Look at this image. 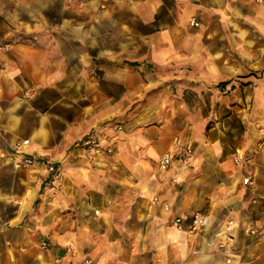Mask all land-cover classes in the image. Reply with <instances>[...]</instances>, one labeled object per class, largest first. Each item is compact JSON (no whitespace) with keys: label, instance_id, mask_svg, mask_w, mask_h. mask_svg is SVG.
<instances>
[{"label":"crops","instance_id":"0c3cea01","mask_svg":"<svg viewBox=\"0 0 264 264\" xmlns=\"http://www.w3.org/2000/svg\"><path fill=\"white\" fill-rule=\"evenodd\" d=\"M228 218L264 264V0H0V264H225Z\"/></svg>","mask_w":264,"mask_h":264},{"label":"built area","instance_id":"2783aa9c","mask_svg":"<svg viewBox=\"0 0 264 264\" xmlns=\"http://www.w3.org/2000/svg\"><path fill=\"white\" fill-rule=\"evenodd\" d=\"M192 24L196 25L198 24L197 21L192 20ZM25 97H32L33 92L32 91H24L23 94ZM178 141V138H176V142ZM29 139L26 138L22 140L21 142H17L14 146V151L18 154L23 152V145L28 144ZM84 143L89 147L95 149L96 152H99L102 148L100 145V142L98 140H95V138L88 137L84 140ZM179 155L180 159H183L185 156H191L192 150L189 144L183 145L179 147ZM233 161L240 165L244 161L248 160V157L243 154V152L240 149H236L232 155ZM174 161V154L171 151L164 152L158 159V165L161 169H168ZM24 162L26 164H30L33 162V159L30 156H24ZM48 169L50 171H57L55 168V164L53 162H48ZM58 172V171H57ZM57 172L55 173L57 175ZM242 182L244 184H248L251 182L250 177L246 176L243 178ZM158 198L154 197L152 199L153 202H157ZM96 213H98V210H95ZM208 218L207 215L204 212L196 211L191 216V221L187 227V231L190 233L196 235L199 234L202 231L203 226L207 223ZM173 224L178 229H184V223L182 216H175L173 218ZM237 226V221L234 218H228L225 222V224L218 228L215 231V239H206L205 246L207 248V252L210 254H219L224 257L225 264H237L235 260V254L240 251V247L236 244V239L234 235V228ZM244 231L246 233H254L256 235L264 233V224L261 226L257 225H247L244 228ZM87 263L89 262L86 260ZM149 264H153V262H150Z\"/></svg>","mask_w":264,"mask_h":264},{"label":"rangeland","instance_id":"374dc122","mask_svg":"<svg viewBox=\"0 0 264 264\" xmlns=\"http://www.w3.org/2000/svg\"><path fill=\"white\" fill-rule=\"evenodd\" d=\"M59 8V6L57 5H52V7L50 9L46 8L45 5H38L37 7V13H36V16H40V17H43V16H56V12H59V10L57 11V9ZM45 9H48L45 11ZM123 129L122 125L121 126H118L117 127V130H121ZM95 140H98L95 138ZM99 141V140H98ZM85 147H88L85 143H83ZM89 148V147H88ZM24 150V149H23ZM102 150V149H101ZM101 150L99 152H96L95 149L93 148H89L88 149V153H87V157L91 160H93L94 158V155L98 154L101 152ZM106 151H109L108 148H106ZM13 152L16 154V155H20L21 156V160H22V165L23 166H30V165H33L34 163H36V158L34 157H31L33 159V162L30 163V164H26L24 162V151L20 154L16 153L14 150ZM44 161L46 162L47 164V168H48V162H53V164H55V162L53 160H50L49 158H44ZM55 168L57 169V171H51L52 174L50 176V179L46 181V184H45V181H43V191H48V192H53L55 190V188L57 187V184H58V180L60 179V175H61V170L59 167H56ZM50 171V170H49ZM57 172V175L55 174Z\"/></svg>","mask_w":264,"mask_h":264}]
</instances>
